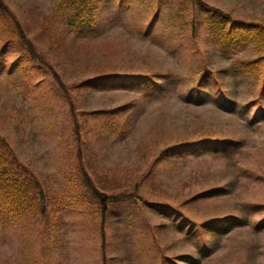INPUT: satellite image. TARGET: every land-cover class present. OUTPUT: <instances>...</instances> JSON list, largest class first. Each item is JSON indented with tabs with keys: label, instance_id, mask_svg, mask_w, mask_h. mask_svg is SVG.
Wrapping results in <instances>:
<instances>
[{
	"label": "rangeland",
	"instance_id": "374dc122",
	"mask_svg": "<svg viewBox=\"0 0 264 264\" xmlns=\"http://www.w3.org/2000/svg\"><path fill=\"white\" fill-rule=\"evenodd\" d=\"M2 1L37 58L15 34L14 20L0 17V135L40 181L48 212L35 223L0 221V264H183L176 256L194 249L199 264H264V79L239 80L231 64L257 53L246 45L227 59L210 26L211 17H224L212 8L264 25V0H96L95 23L85 31L70 29L54 0ZM204 70L213 75L199 89L196 75ZM137 72L153 77V96L123 88ZM193 88L203 106L188 103ZM221 97L235 102L231 114L217 105ZM121 106L123 120H140L123 143L101 131L92 113ZM204 132L240 139L245 150L227 160L182 158L173 143L187 145ZM139 144L151 146L154 156ZM146 172L152 195L139 182ZM85 180L102 193H138L148 203L120 198L102 217ZM213 187H225L227 195L200 204L197 196ZM160 197L172 205L170 216L178 202L193 198L185 212L192 221L228 213L247 221L236 220L233 233L207 250L216 239L202 234L183 242L189 227L161 211Z\"/></svg>",
	"mask_w": 264,
	"mask_h": 264
},
{
	"label": "trees",
	"instance_id": "16d2710c",
	"mask_svg": "<svg viewBox=\"0 0 264 264\" xmlns=\"http://www.w3.org/2000/svg\"><path fill=\"white\" fill-rule=\"evenodd\" d=\"M58 6L57 13L60 14L64 22H67L72 30L85 31L93 27L95 23L96 16V0H54ZM215 13L224 16L219 18L216 16L211 17L210 26L212 29V36L223 46V54L228 59V55L232 56L233 50H238L246 45L253 46L257 57L253 59H237L231 64V68L235 71V74L241 75L242 79L239 80H251L256 84L260 83L264 79V55L260 51L264 52V25L258 23L244 24L241 21H235L229 14H225L221 10L212 8ZM0 17L10 24L11 20H14V32L23 43L26 45L28 51L33 55L34 58L37 56L34 53L33 48H29L26 44L25 37L22 35L21 31L17 25V21L12 19L9 10L5 6L2 0H0ZM231 20V24L228 26L227 20ZM257 48L259 51H257ZM139 73V72H137ZM213 74L209 70H204L198 72L197 87L203 89L208 85L209 79ZM57 82L60 86L64 87L59 77L55 76ZM133 80L128 81L127 85H123L125 89H136L139 93H143L145 96H153L155 94V82L153 77L149 74L142 75L141 73L132 76ZM113 77L109 79V83H113ZM248 79V80H247ZM206 80V81H205ZM158 90V89H156ZM159 89L158 91H160ZM223 101H216L220 110L231 114L235 107V102L231 99L221 97ZM225 99V100H224ZM68 102H72L69 97H67ZM204 96L200 97L199 92L193 88L190 95L187 97L188 103H195L197 105H204ZM193 101V102H192ZM220 102V103H218ZM232 105V106H231ZM73 113V112H72ZM75 113V110H74ZM94 115L93 120L99 124L101 131H111V136L113 141H119L121 143L127 141L129 135L136 128L139 119H135L132 122H127L123 120V116L126 113L125 106L119 108H112L110 110L106 109L99 112H92ZM108 116L105 118L104 116ZM73 116V115H72ZM104 119V120H102ZM77 124H74V130L76 131ZM104 128V130H103ZM83 130V128H81ZM203 136L197 139H190L187 141V145L182 146V142L173 143L175 146H181L182 158L184 157H197L205 155H215L219 159L227 160L226 157H230L235 153H242L245 150V142L240 139H230V138H218L213 134L204 132ZM107 137V136H106ZM148 134L142 140L145 143ZM108 138V137H107ZM109 139V138H108ZM155 136L152 139L153 147H155ZM75 141L78 146L77 157L79 159V169L82 174L86 175L84 163L81 161L82 155V142L80 137L76 134ZM171 148V146L169 145ZM140 151L145 154L148 149L149 154L153 157L151 146H137ZM80 151V152H79ZM161 159V158H160ZM157 162V159L155 160ZM142 184H146V187H150V192L152 195L153 189V179L152 173L146 172L142 173L140 176V181ZM85 185L88 190L92 193L95 200L98 201L100 205L101 215L105 217L112 202H116L118 199L122 198L124 201L131 203H136V198L143 199L144 203L147 204L148 200L139 196L138 193H130L119 195H108L100 192L92 183L85 180ZM144 187V185H143ZM227 195V190L225 187H213L208 191L199 194L200 204H216L218 201ZM193 198L187 200L186 202H178L179 205H175L176 210L171 216L168 214V209L172 208V205L168 203L165 198L160 197L162 202H158L162 209L167 213L169 217H174L175 220H180L181 227H189L186 235L183 236L182 241L188 242L189 240L195 239V237L205 234L208 237L216 239V245L207 250H216L219 241L223 238L229 236L233 233L235 226V221L242 219L241 217L232 220L229 216L233 214L228 213L226 215H219L207 219L203 222L192 221L185 215V212H190L189 204ZM215 209H217L215 207ZM254 210H262L260 205H256ZM48 206H47V195L43 189L40 181L25 167L23 166L12 149L8 145L7 141L0 135V221L2 225H6L14 222L17 219L25 218L28 223H35L47 216ZM189 219V220H187ZM104 221V219H102ZM245 223L247 220H243ZM264 221L262 222V224ZM103 236V235H102ZM181 241V242H182ZM194 246V245H192ZM219 248V247H218ZM102 253L103 258L105 254V240L102 239ZM159 252L163 255V258H167V250L162 249ZM198 250H193L186 252L184 254H179L176 259L183 264H199L197 260ZM209 256L214 254V252L208 251Z\"/></svg>",
	"mask_w": 264,
	"mask_h": 264
}]
</instances>
